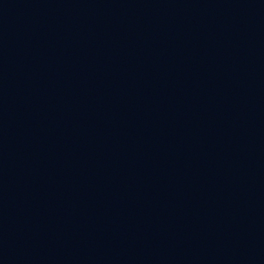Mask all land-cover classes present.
Wrapping results in <instances>:
<instances>
[{
  "label": "water",
  "instance_id": "1",
  "mask_svg": "<svg viewBox=\"0 0 264 264\" xmlns=\"http://www.w3.org/2000/svg\"><path fill=\"white\" fill-rule=\"evenodd\" d=\"M0 264H264V0H0Z\"/></svg>",
  "mask_w": 264,
  "mask_h": 264
}]
</instances>
